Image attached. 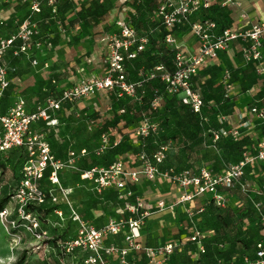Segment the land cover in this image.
<instances>
[{
    "label": "rangeland",
    "instance_id": "rangeland-1",
    "mask_svg": "<svg viewBox=\"0 0 264 264\" xmlns=\"http://www.w3.org/2000/svg\"><path fill=\"white\" fill-rule=\"evenodd\" d=\"M212 16L219 19L216 11ZM108 59L109 57H103L104 75L109 72ZM126 71L131 82L147 78L151 73L149 70L138 71L134 66H130L129 70L125 66ZM83 72L84 75L87 74L85 70ZM78 80L74 81V84ZM38 86L36 84L35 88ZM54 89L58 91V84ZM105 92H98L77 103L84 107L102 106ZM46 95L44 91L35 93L31 87L23 89L21 96L27 103L25 114L34 112L36 110L34 100H41L43 103ZM245 100L242 104L247 108L250 100ZM238 101L241 103V96ZM62 104L63 110L51 111L52 118L56 119L55 124L40 120L31 126L32 132L30 135L27 134L25 139L24 148L28 154L26 163L19 161L16 154L2 153L0 148V195H3L1 191L5 186L9 188L8 193H17L12 196L11 203L3 214L0 213V264H14L23 252H26L24 264H203L199 250L191 249L187 243L196 230L204 233L203 242L211 241L210 236L214 234L213 227L216 222L206 202L207 199L213 198V195L196 194L194 182L184 185L182 181L185 177H188V180L198 178L204 170L212 177H222L232 166L244 160L247 154L239 161H227L216 142L207 139L205 143L195 148L197 155L191 158L182 150V145L176 143L179 151H182L181 154L179 152L176 156L171 145L170 156L159 165L157 177L149 180L142 176L137 182L128 181L127 186L130 189L127 192L133 193L127 194L124 198L117 197L120 190L116 186L111 185L99 191L95 178H83L82 174L85 171L81 170L84 166L108 167L102 163V155L109 149V137L107 136L109 139L107 148H104L102 136L97 135L94 124L89 120L92 113L84 110L75 113L69 110L67 102ZM232 105V99L226 101L220 109L221 112L226 116L232 114ZM16 106V99L12 94L6 96L2 102V115L6 118L13 117ZM215 112L216 109L208 107L211 117H215ZM256 124L259 132L264 131V123L258 121ZM20 127L21 120L15 119L13 132H21ZM243 132L246 133L248 130ZM6 133L7 130L0 121V140ZM165 135L173 138L177 131L166 129ZM29 136H32L34 141L32 150L35 154H30L32 150L28 143ZM34 136L37 137L36 140ZM43 143L49 146L55 160L61 163H69L72 160V163L65 164L62 170H57V175H53L54 168L48 165L46 170H50V176L38 186L40 194H35L34 189L26 186L25 167L32 165L35 170L41 159L39 146ZM83 150L86 152L83 153ZM119 160L130 169H140L142 166L141 162L130 154L127 158L119 156L114 162ZM253 162L254 160L246 164L244 174L233 181L230 189L227 185H221L220 191L226 204L220 209L229 206L236 210V207L243 203L245 209L250 207L253 215L246 217L243 231L252 228L259 241L264 242L262 238L264 233H259L256 226L259 220L264 222V191L257 188L246 171L247 166ZM2 164L6 168L2 167ZM171 168L173 172L170 171ZM23 187H26L25 191L19 194ZM186 195H191V199L184 200L183 196ZM139 199L143 202V208L133 211L135 202ZM120 200L128 201L131 209L127 206L116 209L105 205L100 210L97 206L98 203L105 202L122 205L123 202H119ZM29 204L32 205L29 208L31 212H27L25 208ZM38 207L42 210H38ZM173 210L175 214L172 213ZM143 211L147 212L145 217L142 215ZM240 218L241 213H236L235 219ZM135 219H139L140 223L137 236H133V227L130 224ZM83 227L87 230L99 229L103 233L98 245L101 258L97 262L94 261L97 254L92 248L91 237L86 229L81 232ZM112 228L117 230L114 232ZM169 243H173L175 248L173 252L165 254L164 246ZM185 247H189L187 251ZM111 248L118 250L108 254L102 253ZM122 250H126L127 253L123 254ZM253 252L252 248L248 254L253 255Z\"/></svg>",
    "mask_w": 264,
    "mask_h": 264
},
{
    "label": "built area",
    "instance_id": "built-area-1",
    "mask_svg": "<svg viewBox=\"0 0 264 264\" xmlns=\"http://www.w3.org/2000/svg\"><path fill=\"white\" fill-rule=\"evenodd\" d=\"M25 3H29L31 14L19 25V29L16 33L9 37L1 35V27L4 25V19L0 16V101L4 95L5 90L10 86L11 80L8 76V69L3 63V58L6 52L17 42L20 41V46L16 55L30 54L34 46L40 47L41 42H37L35 37L39 30V23L35 20L34 15L42 11V0H23ZM47 6L51 9L52 13H57V0H43ZM232 2V0H226ZM211 0H164L157 9V15L162 19L163 24L170 30L174 29L177 25L187 24L191 28L192 34L198 40L199 46L195 53H188L183 48V45L178 39L169 33L166 36V41L171 44L176 50L175 70L169 72L165 70L163 65L156 67L157 71L161 72V80L165 83L167 91L172 95H178L179 98L185 104L190 105L197 113L202 111L204 105V99L202 95L193 88V77L197 75L199 67L208 60L218 58V55L222 51H226L233 42H244L243 56L247 63H254L256 70L259 73H264V19L252 23L249 27H239L237 29L226 27L220 28L216 21L211 19L204 20H192V16L206 10L211 6ZM1 12V8H0ZM116 31L113 33H107L103 36V40L107 42V55L109 57V72L106 75H92L81 79L79 82L72 86L64 87L61 89L59 96L51 95L46 98L45 102L39 104L37 109L29 114H25L26 100L23 97L16 99V108L13 117L6 118L2 115L0 109V121L4 124L7 133L5 137L0 140V148L2 151L11 148L25 146L27 134H31V126L34 122L39 120L48 121L51 124H55V118H52L51 111L60 110L63 102L75 103L81 99L95 95L98 92L116 91L119 97H134L136 96L138 88L143 85V81L130 82L127 80L125 72V64L127 58H135L138 54L145 49L148 43V37L140 35L138 31L126 20L118 19L115 23ZM34 64H37V59L33 60ZM156 77V71H152L147 77ZM226 95L231 91L232 84L230 82V73L227 71L224 77ZM124 110H122L123 112ZM249 113L255 116L257 119L264 123V107L252 106L249 108ZM21 120V132H13V122ZM221 121L225 118L221 117ZM246 126V123L235 126L230 129V134L234 139H238L241 135L242 127ZM158 127L149 122H145L137 129V135L147 136L150 132L156 131ZM104 141V148H107L109 139L106 135L102 136ZM215 138H219V134H215ZM36 140L37 137L34 136ZM30 150L33 148L34 141L32 136H29ZM116 144V143H115ZM170 148V144H161L158 150L149 155L145 151L138 153V158L142 164L140 169H130L124 165L122 161L114 162L109 167L95 166L85 171L83 178H95L98 182V189L101 191L103 188L111 185L116 186L119 190H124L127 182H137L144 176L146 179H154L159 174V164L163 162L167 156V152ZM41 155L40 161L37 163L35 170L32 165L25 167L26 173V186L35 190V194H40L36 179L43 176L44 171L48 165L54 168L53 175H57V170L64 169L65 164L54 159L51 154L50 148L47 144H41L39 146ZM86 151L83 150V153ZM30 154H35L32 150ZM256 158L264 160V140L259 143V149ZM254 160V157L246 156L244 160L240 161L237 165L230 168L226 175L222 177H212L207 171H203L200 177L187 179L185 177L182 184L189 185L194 182L196 187V194L210 193L216 204L220 207L225 206L226 201L224 195L219 192L221 185H231L236 178L241 177L244 174V168L248 162ZM173 172V169L170 170ZM176 178V175L174 176ZM57 178V176H56ZM26 187L20 190L25 191ZM127 194L132 192L120 193V197L124 198ZM183 199L188 201L191 199V195L183 196ZM29 202V201H28ZM27 202V203H28ZM127 208L131 209L129 205ZM135 208V210H134ZM133 211H139L143 208V202L139 199L135 202ZM3 214V212L1 213ZM147 212L143 211L142 215L145 217ZM142 223V220H140ZM133 236L139 234V219H135L131 223ZM86 227H83L81 232L83 233ZM115 232L117 229L112 228ZM91 237L92 248L95 250L94 261L97 262L101 258L98 245L102 239V231L95 228L86 229ZM204 233L199 230L194 231L190 240L195 242L198 246V250L201 253L205 252V244L203 242ZM175 246L173 243H169L164 246V253L173 252ZM115 248L106 249L102 253H112ZM163 252V251H160ZM123 254H126V250H122ZM161 264V263H157ZM247 264H264V242H259L257 245V254L254 259H247Z\"/></svg>",
    "mask_w": 264,
    "mask_h": 264
},
{
    "label": "trees",
    "instance_id": "trees-1",
    "mask_svg": "<svg viewBox=\"0 0 264 264\" xmlns=\"http://www.w3.org/2000/svg\"><path fill=\"white\" fill-rule=\"evenodd\" d=\"M163 1L164 0H143L139 5H136L135 13L130 14L126 19L140 35L148 37V43L145 49L141 51L137 57L127 58L124 62L125 66H127V70H129L130 66H134L138 71H156V77L150 79L140 78L136 80L135 82L143 81V85L138 88L136 96L134 97L122 98L117 95L116 91H108L107 94L109 93L108 98L111 103L109 112H94L92 116L89 117L90 122H92L96 128L97 135H106L110 139L109 149L102 155V163L109 167L116 158L119 156L127 158L128 154L139 160L138 153L140 151H145L151 156L158 150L161 144L168 143L170 147L171 145L174 146V140L177 144L179 143L182 145L183 151H196L195 148L198 145L200 146L205 143L207 139H210L216 142L224 156H226L227 161H239L243 159L245 154L254 157L253 164H249L246 171L250 174L257 188L264 191V160L256 158L259 143L264 140V131L259 132V128H256L250 132H243L238 139H234L227 133L234 127L230 128L228 126L226 118L224 121L220 119V115H224L220 109L226 101L231 99L230 96L226 95V88L220 87L223 86L220 82V78L228 71L230 73V82L239 81L243 89L247 90L254 87L256 83L262 79L257 74L255 64L248 63L244 67L229 66L225 73H222L223 68L216 64L208 67V69L211 68L212 75L207 81L201 83L202 86H206L204 93H201L198 89V85L195 84L197 73V75L193 77V88L201 95L203 94L204 105L200 113L195 112L193 108L185 104L178 95H172L167 91L165 83L160 78L161 72L156 70V67L159 65H163L165 70L169 72L175 70V56L177 50L166 41V36L169 33H173L176 38H180L190 29L189 25L184 24L177 25L174 29L170 30L163 24L162 19L158 15H155L156 8L158 9ZM109 2L110 0H85L81 5V10L76 14L75 18L71 20V23L89 19L98 23L99 20L105 17V7ZM75 6L76 4L73 0H57V13L61 12V10L72 9ZM211 7L199 12V14L202 15L200 20L211 19L216 21L220 28H226L222 27L220 22L210 14L209 9ZM57 13H52L51 9L42 0V11L37 14L41 17V19H39L37 16L40 26L42 27L40 29H44L48 33L53 32L51 28L47 27L46 22L54 23L56 20L54 16H56ZM81 33H83V31ZM3 63L5 65L4 58ZM127 80H130L128 72ZM217 84L219 85V94L213 90V86ZM10 90L11 83L5 90L0 101L1 112L2 102L5 97L10 94ZM211 95L215 96L213 103L206 101V97H210ZM47 97H45V100ZM205 107L206 110L204 109ZM208 107L216 109L214 118L209 115ZM63 109L64 106L62 105L60 110ZM69 110L74 112L75 106L70 104ZM122 110L124 111L122 112ZM145 122L156 125L158 129L150 132L147 136L137 135V129ZM166 129H175L177 135H174L173 138L167 137L165 135ZM216 133L219 134L218 139L215 138ZM24 147L23 145L21 147L11 148L2 151V153L16 154L19 161L26 163L28 161V154L25 152ZM168 156L169 150L163 162L166 161ZM2 167H5V165L2 164ZM89 169L91 168L87 166L81 168L82 172L88 171ZM22 174H24V172ZM49 176L50 170H45L43 176L36 179V184L39 186L41 182ZM227 186L229 189L231 188L230 185ZM220 188L221 186L218 189L219 192H221ZM8 190V186H5L1 191L3 195H0V213L6 210L11 203L12 196L17 194L8 193ZM117 197H119V195H117ZM207 200L206 206L209 210H212L216 223L213 227L214 234L210 236L211 241L204 242L206 248L205 252L201 253L199 251L201 263L247 264V259H254L256 257L258 243L263 242L259 241L252 228L243 231L246 217L251 216V214L253 215V210L251 211L250 207L245 209L244 203L238 205L236 210H233L232 207L229 206L226 209H220L221 207L216 204L214 198ZM119 202H123V200ZM127 203L129 202H123L122 207H126L128 205ZM31 206L32 205L29 204L25 207L27 212H31L29 209ZM38 208V210H42V208ZM49 212L50 210L47 211V213ZM236 213H241V218L239 220L235 219ZM256 226L259 233H264V222L259 220ZM262 238L261 240H263ZM187 245L191 246L193 250H198L196 243L191 240H189ZM188 248L189 247H185L186 251ZM252 248L254 252L253 255H250L248 251L252 250ZM25 260L26 252H23L14 264H24Z\"/></svg>",
    "mask_w": 264,
    "mask_h": 264
},
{
    "label": "crops",
    "instance_id": "crops-1",
    "mask_svg": "<svg viewBox=\"0 0 264 264\" xmlns=\"http://www.w3.org/2000/svg\"><path fill=\"white\" fill-rule=\"evenodd\" d=\"M76 6L72 9L61 10L54 16V23H47V27L51 28L53 32H47L40 26V22L37 19L41 17L37 14L34 18L39 23V30L35 37L37 42H41L40 47L34 46L31 53L16 55L15 51L19 49L20 41H17L5 54L4 62L8 68V76L11 80L10 94L17 99L21 96V91L28 87H31L35 93L42 91L46 92V97L49 95L59 96L61 89L69 87L74 84L77 79L78 82L88 76L92 75H104L105 65L103 64V57L107 55V43L102 39L107 33L115 32V23L118 19L126 20L130 14L135 13L136 5H139L143 0H110L106 4V15L103 19L95 23L92 19L71 23V20L75 18L76 14L81 10V5L85 0H73ZM210 14L217 12L222 27H231L234 29L241 27H249L252 23L264 19V0H232L227 2L226 0H211ZM135 3V4H134ZM0 16L4 19V25L1 27V35L9 37L18 30L19 25L31 14L29 3H25L23 0H0ZM39 14V13H38ZM201 14L197 13L192 16V20H200ZM67 29V30H66ZM41 30V31H40ZM83 31V33H81ZM178 41L183 45V48L188 53H195L198 50V40L191 32V28L180 38ZM244 42L238 40L231 44L226 50L219 53L218 58L206 61L198 70L197 79L195 84L198 85V89L204 93L206 86H202L201 83L207 81L212 75L211 68L208 67L216 64L223 68L225 73L229 66L244 67L248 63L244 60L243 56ZM264 53V49H263ZM37 59L38 63L34 64L33 60ZM264 65V60L262 62ZM256 67V65H255ZM87 74L84 75L83 71ZM257 71V70H256ZM257 74L262 78L261 81L256 83L254 87L244 90L239 81H235L232 84V89L227 96L233 100L232 114L220 115L224 116L228 124L232 127L246 123V126L242 127V133L244 130L248 132L255 130L257 127L256 122H261L255 116L249 113L251 106L264 107V73ZM225 74L220 78V82L225 89L224 82ZM39 82V83H38ZM73 82V84H70ZM58 84V91L54 87ZM36 84L39 85L36 87ZM219 84V83H218ZM213 86V90L219 94V85ZM16 86H19L18 88ZM18 89V91H16ZM20 89V90H19ZM52 89V91H51ZM226 90V89H225ZM56 91V92H55ZM59 92V93H58ZM214 93V92H212ZM259 93V94H258ZM9 94V95H10ZM109 94V93H108ZM108 94L104 93L105 101L102 106L87 105L81 106L80 103H73L75 106V113L79 110L84 112L89 111L91 113L101 112L108 113L110 109V99ZM8 96V95H7ZM241 96V103L238 101ZM235 97H238L236 100ZM207 102H214L215 96L211 95L206 97ZM245 99L250 100V104L243 107ZM35 108L41 104V100H34ZM71 104L72 103H67ZM90 106V107H89ZM207 107V103H206ZM206 107L204 108L206 110ZM219 107V106H217ZM84 108V109H83ZM64 116V115H63ZM229 125V126H230ZM177 143L174 141V150L176 156L179 152ZM186 151V150H185ZM187 155L191 158L195 157L196 151H186ZM170 156V154H169ZM130 188L126 185L124 190H120V193H127ZM130 192V191H129ZM135 192V191H134ZM120 196V195H119ZM106 205L113 208L122 207L119 203H98L100 210ZM172 212V211H171ZM175 214V210L172 212Z\"/></svg>",
    "mask_w": 264,
    "mask_h": 264
}]
</instances>
